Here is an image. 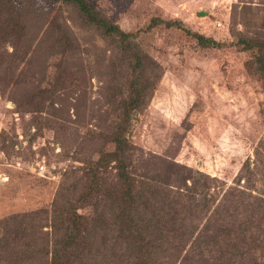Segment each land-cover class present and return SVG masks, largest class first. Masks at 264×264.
Returning a JSON list of instances; mask_svg holds the SVG:
<instances>
[{"label": "rangeland", "instance_id": "rangeland-1", "mask_svg": "<svg viewBox=\"0 0 264 264\" xmlns=\"http://www.w3.org/2000/svg\"><path fill=\"white\" fill-rule=\"evenodd\" d=\"M85 1L126 51L56 0L0 13V264H50L76 224L64 264H121L117 228L144 231L164 196L157 264H262L264 0Z\"/></svg>", "mask_w": 264, "mask_h": 264}, {"label": "trees", "instance_id": "trees-1", "mask_svg": "<svg viewBox=\"0 0 264 264\" xmlns=\"http://www.w3.org/2000/svg\"><path fill=\"white\" fill-rule=\"evenodd\" d=\"M56 1L73 6L78 11V13L82 16L83 20L93 25V27L99 30L103 35L108 36V37H114L116 41L118 42L117 47L119 48V51L123 49L126 51L127 47L122 44L126 41L128 34L122 31L121 29H119L115 24L108 21L106 18L101 17L99 12H97L94 9V7L91 4H89L87 1L85 0H56ZM8 5H11L10 0H0V13L1 11H4L5 9H7ZM1 23L3 24L1 25ZM15 24H16V21H12L11 29L15 26ZM3 25L8 27L9 22L4 23L0 20V29H1V26ZM61 31L65 32L63 29H61ZM60 38H61V35H59L58 39ZM251 46L253 48L257 47L258 49L262 50V47H264V44L254 43L253 45L251 44ZM257 62L261 63V66L263 65L262 60L257 59ZM140 100H142V98H139V94H137V97L132 99L133 105L136 102L138 103V101ZM117 142H119L118 144L120 147L121 140L119 138H117ZM119 173H120L119 174L120 179L122 180V188H120V190L118 191V194L115 196L117 201H119V199L121 200L120 203H117L119 206L118 208L121 213L127 214L126 215L127 220L136 222L135 216L137 214L132 212V210L136 209V206L133 207L134 202L136 201V196L133 195V192H132L134 189L133 180H131L129 173L125 172L124 170L120 171ZM90 178H91V175L89 174V179ZM97 182L98 181L95 180L93 184ZM193 186L191 187L192 191H194ZM88 191L90 192V194L92 193V190L89 189ZM147 191H149V189ZM205 198H206V195L202 194V199H205ZM163 199L167 201V196L159 197V202L157 200V203H155L152 206V210L150 214L151 217L146 218V225H145V228H143L144 231L140 230L137 234L135 233L133 235L129 225H124L123 227L119 226L117 228V232L115 233L116 238L114 239V243L118 242V245H116L113 249L114 250L116 249V252H117L118 246L121 247L123 245L125 249V254L124 255L120 254L123 256L121 257L122 259L118 258L121 264H157L156 263L157 260H155L153 256H155L156 251L159 249V246L155 244V241L157 240L160 241L159 245H162L165 242L166 244H168L167 241H163L165 234L162 233L160 226H159L162 220L159 216L166 217V215L160 214V212H165ZM110 204H116V202L111 201ZM143 206H146V204H144ZM173 214L175 215L176 213H173ZM140 217H142V220L144 219L143 216H140ZM174 219H175L174 217L171 219L172 221L170 222V225L172 224ZM87 223H88L87 224L88 228L86 226L85 232L90 233V235L94 233V237H95L97 235L95 228L98 223L91 222V221ZM82 224L83 223H81V225ZM163 224H166V223H163ZM132 225H135V224H132ZM76 226L77 224L73 225L71 229L63 230V232L61 233L62 235L57 236L59 240L55 242L56 243L55 247H52L51 249L50 264H64L66 261L70 259L71 252L69 250L71 249V246L78 241L77 237L79 234V230H78L79 228ZM171 226L176 229L178 227V226L175 227L174 225H171ZM55 230H58V227H55ZM73 230H75L76 232H73ZM167 231L169 232V230ZM149 234L152 236V238H150ZM143 237L147 238V240H145ZM211 240H214V243H216L215 239H211ZM78 245H81L82 248H84V243L82 241H80ZM235 248H236L235 250L229 253L230 254L229 256L232 257V255L234 254L233 255L234 258L241 259L242 256L244 255L243 254L244 251L238 250L237 246ZM164 249L169 250L167 247H165ZM33 251L34 250L28 251L30 256H33ZM13 254L17 256V251H13ZM24 258L25 257H22L20 258V260L23 262ZM27 258L30 259L29 257ZM60 259L62 260L61 263H59ZM113 260L116 261V259H113ZM198 263L199 261L196 262V264ZM262 264H264V261L262 262Z\"/></svg>", "mask_w": 264, "mask_h": 264}]
</instances>
